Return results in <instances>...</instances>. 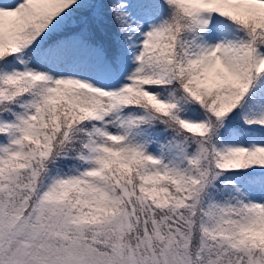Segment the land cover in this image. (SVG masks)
<instances>
[{"label": "snow or ice", "instance_id": "obj_1", "mask_svg": "<svg viewBox=\"0 0 264 264\" xmlns=\"http://www.w3.org/2000/svg\"><path fill=\"white\" fill-rule=\"evenodd\" d=\"M0 264H264V0H0Z\"/></svg>", "mask_w": 264, "mask_h": 264}]
</instances>
